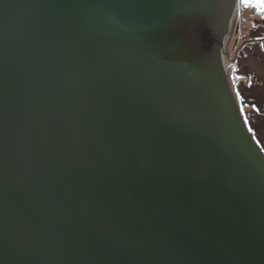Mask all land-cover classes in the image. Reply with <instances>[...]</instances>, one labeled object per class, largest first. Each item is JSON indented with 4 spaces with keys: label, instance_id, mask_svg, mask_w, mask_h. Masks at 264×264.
<instances>
[{
    "label": "water",
    "instance_id": "95a60500",
    "mask_svg": "<svg viewBox=\"0 0 264 264\" xmlns=\"http://www.w3.org/2000/svg\"><path fill=\"white\" fill-rule=\"evenodd\" d=\"M237 2L0 0V264H264Z\"/></svg>",
    "mask_w": 264,
    "mask_h": 264
},
{
    "label": "rangeland",
    "instance_id": "374dc122",
    "mask_svg": "<svg viewBox=\"0 0 264 264\" xmlns=\"http://www.w3.org/2000/svg\"><path fill=\"white\" fill-rule=\"evenodd\" d=\"M246 6L237 11L235 24L230 25L226 69L233 88L241 92L245 117L264 143V9L260 5L254 8L256 17L251 29L242 23L252 10Z\"/></svg>",
    "mask_w": 264,
    "mask_h": 264
},
{
    "label": "flooded vegetation",
    "instance_id": "af4514ba",
    "mask_svg": "<svg viewBox=\"0 0 264 264\" xmlns=\"http://www.w3.org/2000/svg\"><path fill=\"white\" fill-rule=\"evenodd\" d=\"M249 4H250V6H249ZM243 5H247L246 9L251 8L252 10H249L250 14L243 17L242 23L244 22V24H246V26L248 25L252 29L253 24H254V18L256 17V13L254 11V8L259 7V6H257V0H247V2H242V0H239L238 11L244 10ZM259 5L264 9V0H262V2ZM259 13L262 14L260 11H259ZM242 23H241V26H243Z\"/></svg>",
    "mask_w": 264,
    "mask_h": 264
},
{
    "label": "trees",
    "instance_id": "16d2710c",
    "mask_svg": "<svg viewBox=\"0 0 264 264\" xmlns=\"http://www.w3.org/2000/svg\"><path fill=\"white\" fill-rule=\"evenodd\" d=\"M233 91L235 93V96H236L239 104H241V101H242L241 92H239L236 88L233 89ZM255 136H256V138L258 139L259 143L261 144V146L264 149V143H263V141L260 139V137L256 133H255Z\"/></svg>",
    "mask_w": 264,
    "mask_h": 264
},
{
    "label": "snow or ice",
    "instance_id": "6c2138e0",
    "mask_svg": "<svg viewBox=\"0 0 264 264\" xmlns=\"http://www.w3.org/2000/svg\"><path fill=\"white\" fill-rule=\"evenodd\" d=\"M242 2H247V0H242ZM262 2V0H257V6Z\"/></svg>",
    "mask_w": 264,
    "mask_h": 264
}]
</instances>
